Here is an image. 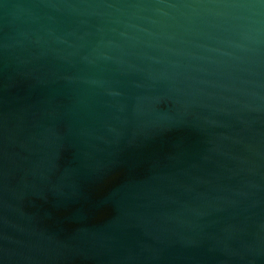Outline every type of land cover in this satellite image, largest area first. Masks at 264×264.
<instances>
[{
	"label": "water",
	"instance_id": "obj_1",
	"mask_svg": "<svg viewBox=\"0 0 264 264\" xmlns=\"http://www.w3.org/2000/svg\"><path fill=\"white\" fill-rule=\"evenodd\" d=\"M0 264H264V0H0Z\"/></svg>",
	"mask_w": 264,
	"mask_h": 264
}]
</instances>
